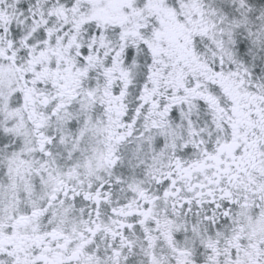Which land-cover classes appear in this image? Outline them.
<instances>
[{
    "label": "snow or ice",
    "instance_id": "6c2138e0",
    "mask_svg": "<svg viewBox=\"0 0 264 264\" xmlns=\"http://www.w3.org/2000/svg\"><path fill=\"white\" fill-rule=\"evenodd\" d=\"M0 264H264V0H0Z\"/></svg>",
    "mask_w": 264,
    "mask_h": 264
}]
</instances>
